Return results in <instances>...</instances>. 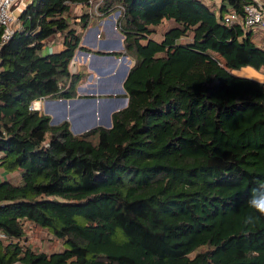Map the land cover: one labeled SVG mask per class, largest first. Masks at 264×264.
<instances>
[{"label": "trees", "instance_id": "16d2710c", "mask_svg": "<svg viewBox=\"0 0 264 264\" xmlns=\"http://www.w3.org/2000/svg\"><path fill=\"white\" fill-rule=\"evenodd\" d=\"M253 1L33 0L6 44L0 27V264H264V82L234 74H264V33L227 21ZM118 12L124 51L96 53L132 61L112 126L31 110L77 97L83 33Z\"/></svg>", "mask_w": 264, "mask_h": 264}, {"label": "crops", "instance_id": "0c3cea01", "mask_svg": "<svg viewBox=\"0 0 264 264\" xmlns=\"http://www.w3.org/2000/svg\"><path fill=\"white\" fill-rule=\"evenodd\" d=\"M33 0H22L18 8L15 9L16 16L21 15L24 9ZM82 7H79L77 14L81 15ZM116 14L93 19V23L84 31L82 38V47L90 52L78 51L74 58V62L70 66L71 74L86 73L88 77L83 80L78 89L77 97L71 100L57 99H42L34 102L36 111L49 116L52 121V114L56 115L54 107L66 106L68 110L74 105H80L79 114H75L74 119L70 116L64 117L58 124L65 121L69 122L71 131L76 135L85 133L96 127H108L109 120L112 123L113 114L125 109L128 106L129 100L125 97L126 91L124 83L130 72L132 61L128 56L114 55H97L96 53L119 54L124 51V37L117 28ZM63 41L60 36H55L47 41L44 50L53 53L63 51ZM48 55V54H47ZM108 73V78L102 77ZM122 99V100H118ZM93 109L100 119V123L94 127L85 128L87 125L88 116ZM61 110V109H60ZM85 128V129H84ZM78 130V131H76ZM80 132V133H78ZM82 132V133H81ZM1 157V154H0ZM11 175L3 170H0V180L9 179Z\"/></svg>", "mask_w": 264, "mask_h": 264}, {"label": "rangeland", "instance_id": "374dc122", "mask_svg": "<svg viewBox=\"0 0 264 264\" xmlns=\"http://www.w3.org/2000/svg\"><path fill=\"white\" fill-rule=\"evenodd\" d=\"M20 3L21 2L14 5V7H13L14 11L16 8H18ZM115 18H116V16H115ZM169 27H171V23L164 24V26L159 29V34L155 38L161 39L162 35L165 33V31ZM260 39L264 40V35H261V34L257 35L256 41L259 42ZM47 54H50V53L46 52V50H44L43 55H47ZM234 74H236L237 76L248 77V78L254 79V80L259 81V82H264V74L258 73L256 70H254L252 68H244L238 72H234ZM107 76H108V73L106 72V74L102 78L106 79V78H108ZM118 100H122V99H118ZM53 109H55L56 115L52 114V121L51 122L58 124L64 117H67V116H70L71 118L74 119L75 114L77 112H78L77 114H79L80 105H78V106L74 105V106H72V109H70V110H68L66 106L61 107V108L60 107H54ZM90 109L92 111V115L90 114L88 116L87 125L84 126L85 128L86 127L87 128L94 127V125L100 123V119L97 118V115H96L95 111L93 110L95 108L93 107V109H92L90 107ZM76 131H78V130H76ZM78 133H80V132H78ZM75 134H77V133H75ZM27 237H28V241H29L30 245L34 246L35 248H37L43 252L51 253V252L60 250L62 248L61 242L56 241L50 234H48V232L36 229L32 225H27Z\"/></svg>", "mask_w": 264, "mask_h": 264}, {"label": "built area", "instance_id": "2783aa9c", "mask_svg": "<svg viewBox=\"0 0 264 264\" xmlns=\"http://www.w3.org/2000/svg\"><path fill=\"white\" fill-rule=\"evenodd\" d=\"M21 1L0 0L1 44L9 42L20 28L19 18L16 16L13 7ZM227 21L229 24H238L244 30L264 33V0H254L252 3L245 5L242 16L234 10L231 11ZM34 109L35 104L33 103L31 110Z\"/></svg>", "mask_w": 264, "mask_h": 264}, {"label": "water", "instance_id": "95a60500", "mask_svg": "<svg viewBox=\"0 0 264 264\" xmlns=\"http://www.w3.org/2000/svg\"><path fill=\"white\" fill-rule=\"evenodd\" d=\"M118 16H119V12L116 13V17H118ZM239 77H241V76H239ZM111 126H112V123H111V120H109L108 127H111Z\"/></svg>", "mask_w": 264, "mask_h": 264}]
</instances>
